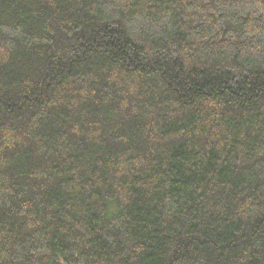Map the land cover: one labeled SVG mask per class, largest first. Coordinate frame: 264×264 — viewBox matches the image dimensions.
<instances>
[{
	"label": "trees",
	"instance_id": "trees-1",
	"mask_svg": "<svg viewBox=\"0 0 264 264\" xmlns=\"http://www.w3.org/2000/svg\"><path fill=\"white\" fill-rule=\"evenodd\" d=\"M0 264H264V0H0Z\"/></svg>",
	"mask_w": 264,
	"mask_h": 264
}]
</instances>
